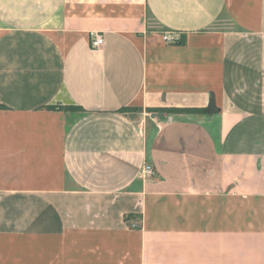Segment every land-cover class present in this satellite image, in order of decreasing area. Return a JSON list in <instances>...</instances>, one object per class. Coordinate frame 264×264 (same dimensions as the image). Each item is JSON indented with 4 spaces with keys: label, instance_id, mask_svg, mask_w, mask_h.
<instances>
[{
    "label": "crops",
    "instance_id": "crops-1",
    "mask_svg": "<svg viewBox=\"0 0 264 264\" xmlns=\"http://www.w3.org/2000/svg\"><path fill=\"white\" fill-rule=\"evenodd\" d=\"M0 105V264H264V0H0Z\"/></svg>",
    "mask_w": 264,
    "mask_h": 264
},
{
    "label": "trees",
    "instance_id": "trees-1",
    "mask_svg": "<svg viewBox=\"0 0 264 264\" xmlns=\"http://www.w3.org/2000/svg\"><path fill=\"white\" fill-rule=\"evenodd\" d=\"M0 108H4L0 105ZM49 109H60L64 111H82L83 109L79 105H51L47 106ZM150 111H156L161 113L167 114H178V113H193V114H203L207 112V108L202 107H154V108H147ZM140 108L137 107H122L120 111L122 112H129V111H139ZM136 226V224H134Z\"/></svg>",
    "mask_w": 264,
    "mask_h": 264
},
{
    "label": "built area",
    "instance_id": "built-area-1",
    "mask_svg": "<svg viewBox=\"0 0 264 264\" xmlns=\"http://www.w3.org/2000/svg\"><path fill=\"white\" fill-rule=\"evenodd\" d=\"M162 38L164 41H166L168 43H174L176 41V38L174 36H171L170 34H167V33L163 34ZM91 44L94 47L100 46L102 44L101 35L95 34L91 40ZM143 173L146 177H150V176H153L155 174V171H154L151 164L145 163L144 167H143ZM131 226L134 227L135 225L132 224Z\"/></svg>",
    "mask_w": 264,
    "mask_h": 264
}]
</instances>
